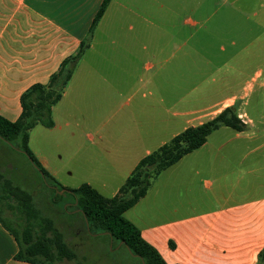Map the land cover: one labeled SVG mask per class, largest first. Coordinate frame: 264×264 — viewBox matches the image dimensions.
I'll list each match as a JSON object with an SVG mask.
<instances>
[{
  "label": "crops",
  "instance_id": "1",
  "mask_svg": "<svg viewBox=\"0 0 264 264\" xmlns=\"http://www.w3.org/2000/svg\"><path fill=\"white\" fill-rule=\"evenodd\" d=\"M101 2L0 0L1 115L18 118L20 95L77 50ZM231 105L247 128L214 130L124 216L168 264H256L264 246V0H111L53 107L54 126L35 125L28 144L59 178L52 153L65 136L90 129L72 145L80 184L112 197L143 156ZM18 249L0 222V264H32L15 259Z\"/></svg>",
  "mask_w": 264,
  "mask_h": 264
},
{
  "label": "trees",
  "instance_id": "2",
  "mask_svg": "<svg viewBox=\"0 0 264 264\" xmlns=\"http://www.w3.org/2000/svg\"><path fill=\"white\" fill-rule=\"evenodd\" d=\"M111 0H102L87 36L77 50L65 57L51 73L46 83H34L20 95L21 112L9 120L0 114V139L23 153L39 174L44 185L52 190L66 189L39 162L29 147V131L37 124L53 127V107L59 102L72 75L89 47L94 30ZM221 126L242 131L246 123L234 106H227L213 118L189 126L167 142L143 156L126 177L116 194L106 197L88 183L68 190L73 194L76 208L89 233L104 234L109 241L121 243L129 253L140 258L141 264H168L159 251L147 242L138 227L124 216L148 192L157 177L184 155L198 149L209 134ZM64 192L63 194H65ZM8 211L9 215H4ZM0 222L18 243L15 259L32 264H59L76 261L77 253L65 234L51 218L42 214L32 195L0 173ZM88 224V227L86 225ZM170 247L174 244L170 242ZM81 264V263H78ZM256 264H264V246L258 252Z\"/></svg>",
  "mask_w": 264,
  "mask_h": 264
},
{
  "label": "rangeland",
  "instance_id": "3",
  "mask_svg": "<svg viewBox=\"0 0 264 264\" xmlns=\"http://www.w3.org/2000/svg\"><path fill=\"white\" fill-rule=\"evenodd\" d=\"M85 132L92 133L90 129H78L75 138L68 140L65 136L67 142L64 149L57 152V157L52 153L53 164L62 169L56 180L62 186L66 184V189L76 187L82 180L84 170L80 162L81 153L76 159L72 158V145L77 147L79 143L85 142ZM0 173L32 195L38 209L52 219L54 225L65 234L69 245L75 249L76 261L64 260L59 264H141L140 258L130 254L121 243H114L115 247L112 248V242L104 234L87 232L73 194H57L44 185L29 159L1 139ZM103 195L109 196L106 193ZM4 215L8 216L9 212L6 211Z\"/></svg>",
  "mask_w": 264,
  "mask_h": 264
},
{
  "label": "water",
  "instance_id": "4",
  "mask_svg": "<svg viewBox=\"0 0 264 264\" xmlns=\"http://www.w3.org/2000/svg\"><path fill=\"white\" fill-rule=\"evenodd\" d=\"M30 161H31V160H30ZM64 192H70V191H69L68 189H62V190L58 191L59 194H63ZM86 225H87V227H88L87 222H86ZM128 251H129V248H128Z\"/></svg>",
  "mask_w": 264,
  "mask_h": 264
}]
</instances>
